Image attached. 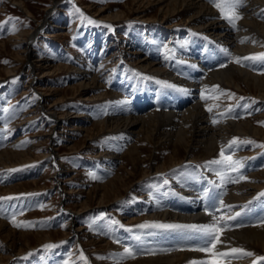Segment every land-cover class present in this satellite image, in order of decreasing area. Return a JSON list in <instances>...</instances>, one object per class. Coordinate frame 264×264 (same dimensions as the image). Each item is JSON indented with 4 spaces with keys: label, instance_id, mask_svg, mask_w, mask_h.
<instances>
[{
    "label": "rangeland",
    "instance_id": "374dc122",
    "mask_svg": "<svg viewBox=\"0 0 264 264\" xmlns=\"http://www.w3.org/2000/svg\"><path fill=\"white\" fill-rule=\"evenodd\" d=\"M15 1L0 0V151L6 148L27 151L30 157L14 162V164L0 165V186L2 188L9 185L13 186L16 183H26V188L0 190V219L6 221L7 225L15 229L18 234L22 231H52L55 236L53 235L48 240L47 238L43 240L34 238L32 243L27 246L24 245V250L20 252L14 248L12 243H9L11 239L0 233V253H9L12 256L7 261H0V264H86L87 262V264H99L106 262L110 258L107 249L90 250L97 247L89 240L92 234L103 237L112 245H116L119 241L134 240L144 230L153 227H140V225L152 223L150 220L147 221L148 218L140 222H130L126 218L128 216L126 210L117 205L118 203L113 206H97L96 198L92 200L94 194H98L100 191V188L94 187V185L111 178L119 166L118 163L122 162L121 158H117L113 161L111 168H108L109 161L107 160L108 163L106 160L102 161L103 156L98 154L105 152L107 155L109 151L114 150L115 153H119L117 156L120 157L127 149L126 141L123 142L125 145L123 143L116 145L118 143L108 129L105 128L99 132V126L94 122L108 116L110 111L113 112L112 106L115 105V99L121 103L123 100L132 98L127 93L126 88L124 90L120 88L116 76L126 73L128 68L137 65L132 58H129V55L133 48L138 49L137 46L142 39L156 41L159 52L165 56H170L172 47L179 41H185L181 33L189 29L194 31L195 28L184 23L174 24L167 28L169 22L147 19L140 15L141 12L137 14L136 11H129L127 17L119 20L103 18L97 13V8L101 6H109L110 11L122 9L125 3L130 0H58V4L55 3L56 0H22L25 7H29L33 14L24 8V4H19L20 0ZM52 6H56L54 7L55 11L47 19V11ZM157 7L158 5L152 4L149 14H155ZM46 19L47 26L41 28L30 46V34L40 22ZM27 30L30 33L27 32L24 41H19L20 38L14 37L21 31ZM261 43L260 50H252L245 58H255L257 63L263 62L256 72L264 74V58H261V54H264V41ZM22 47L25 48V59L17 57L16 50ZM92 50H95V55L98 57L97 62H99L95 66L94 73L105 82L107 89L113 92L117 91V96L114 99L95 98L94 95L98 94L100 90L92 88L91 85L83 86L80 95L74 94V85L79 84L80 80L72 73L74 69L56 67V63L61 61L71 65L86 61ZM40 56L48 58L52 65L51 69H54L46 78L47 84L55 89L49 97L46 96L41 84H39V80H44V77H41L42 71L38 69V73L37 71L35 73L33 70V65L36 67L37 62H39L36 58ZM225 56L220 58L223 59ZM242 66L250 70L248 65L242 64ZM10 68H16L15 73L4 75V69ZM145 74L162 85H166L163 76L151 74L147 69H145ZM212 87V90L215 87L214 93L217 94L213 101L220 102L223 110L232 111L234 109L232 112L236 114V118H253L256 125L264 128L263 98L234 86L219 85ZM151 88L149 90L154 89ZM209 93L210 90L206 94L207 98L213 94ZM136 95L138 94L134 92V96ZM58 98L61 99L60 110L68 112L67 116H69L71 123H67L65 127L60 125L59 120V122L57 121L59 115L56 113L55 117L52 115L54 113L46 107V102ZM170 100L173 102L174 99ZM164 107L161 104V108H159ZM77 112L87 114L83 115V117H87V120L81 121L85 128L74 129V123H80V117L78 121L72 117ZM87 131L89 134L96 135L86 138ZM235 135L232 136L227 146H225L226 144L224 147L222 146L225 156H231V161L227 163L234 164V168L226 167L224 164L208 163L223 159L220 155L222 148L219 153L209 158L184 162L188 163L189 172H204L210 178L211 181L196 185L197 189L204 191L199 194L197 199L202 201L206 215H210L208 216L209 219L211 218L213 223H217L223 231L218 234L219 241L208 252L199 250L203 246L201 242L195 239H186L185 234L187 233L185 231L178 233V249L181 248L182 251L185 249L186 251L192 250L203 254L202 257L199 256L191 260L198 264H218L220 261L223 264H254L255 262V264H264V259H259V262L255 261L264 257V253L256 254L249 259L250 256L243 254L251 251L243 250V248H234L241 249L243 252L234 253L231 250L227 258L221 259L217 255L220 253L217 245L219 246L227 231L236 230L238 227L264 224V195H262L264 194V185L254 189L247 199L231 202V206L234 203L238 204L235 207L229 208V205L225 203L230 191V189L228 190L229 187L250 180L254 181L256 179L254 174L264 169V137L252 133ZM138 137L133 135L130 142L133 143ZM136 141L141 146H147L146 148L151 146L148 140H139L138 138ZM44 152L46 155L42 154ZM147 154L148 151L144 149L141 156L146 157ZM234 162L239 163L235 164ZM147 164V161L143 162V166H147ZM151 168L153 170L150 173L151 177L143 181L145 182V189H151L155 184V187L162 186L169 191H172L173 188L176 191L181 190V184L180 186L174 185V178L177 176L176 167L160 172H154V167ZM220 170L222 173L220 172L221 176H218L217 172ZM152 175L155 177L153 178ZM3 176L6 179L2 180ZM252 176L253 179H251ZM179 179L183 182L186 180V175L180 174ZM71 188L72 191L68 192L67 189ZM133 190L130 188L125 191L126 197L123 201L136 204L140 198L138 196L145 193ZM146 192L151 193L152 190H146ZM222 196H226L225 199ZM8 197L12 199H4ZM141 197L145 198L144 196ZM89 199V207L78 215L76 208L79 207V203L82 204ZM220 201H224L223 208L215 211L214 208H218ZM72 204H78V206L76 205V208L73 209L70 206ZM230 211L234 213L232 214ZM145 213L146 211H141V213L135 214ZM261 220L262 222H260ZM113 221L117 223H113ZM205 221L208 222V220ZM55 231L57 232L55 233ZM65 231L69 232L67 236L63 233ZM161 231L162 229H155L153 232L147 233V236L155 234V232L159 234ZM83 232H85L84 235ZM166 232L159 236L160 239L164 236L163 241L169 239L167 236L169 231ZM181 235L185 236L181 237ZM88 240L90 242H87ZM9 244L10 246H8ZM48 245L53 247H47ZM173 248L176 249L175 246ZM89 254L92 262L87 259ZM238 255L242 256L243 261L240 258H234Z\"/></svg>",
    "mask_w": 264,
    "mask_h": 264
},
{
    "label": "bare ground",
    "instance_id": "6f19581e",
    "mask_svg": "<svg viewBox=\"0 0 264 264\" xmlns=\"http://www.w3.org/2000/svg\"><path fill=\"white\" fill-rule=\"evenodd\" d=\"M19 2L17 3L24 4V8L30 14H33L29 7H25V3L22 0ZM58 2L56 0L55 3L58 4ZM152 4L158 5V7L155 14L151 15L149 14V9ZM54 7L56 6L50 7L47 11V19L55 11ZM109 8V6L98 7L97 13L103 18L119 20L127 17L129 11H136L137 14L141 12L140 15L147 19L152 18L161 22H169L167 28H170L174 24L184 23L186 25H192L195 30L189 29L185 32L181 31V35L184 36L185 41H179L175 46L172 45L170 56H165L159 52L156 41L142 39L141 43L137 46L138 49L133 48L129 55V58H132L133 62L137 65L128 68L124 74L115 75L117 82H119L118 84L121 86L120 88H123L122 90L126 88L127 93L132 96L130 98L132 100L127 99L118 103L119 101L117 102L115 99V105L112 106L113 112L110 111L108 116L98 119L94 124L99 126V132L107 128L109 133L115 137L114 140L118 143L116 145H120L126 141L127 149L125 148V152L120 157H118L119 153H115L116 151L112 149V151H107L109 153L107 155L105 152L98 154L103 156L102 161L106 160L107 163L109 161L108 168H111L113 161L117 160V158H121L122 162L120 164L118 163L119 166L111 178L94 185V187H99L100 191L98 194H94L92 200L96 198L97 206H113L115 203H118L117 205L126 210L128 215L126 218L132 223L144 221L145 218H148L147 221L150 220L156 224H212L211 218L209 219L208 217L210 215H206L202 201L197 199L200 196L199 194L204 191L197 189L198 187L196 186L211 180L204 172H189V165L184 162H187V160H203L219 153L222 146L224 147L225 144L227 146L235 134L252 133L256 136L264 137V128L256 125L253 118H236V114L232 112L234 109L232 111L223 110L220 102H214L213 99L216 98L217 94L215 95L214 93L215 87L212 90V86H234L255 93L264 99V74L256 72L263 62L257 63L255 58L248 59L247 57L245 59V56L249 55L252 50H260L261 42L264 41V0H245V6L236 10L237 14L242 18L236 20L235 27L228 22L225 14L217 7H214L213 3H210L209 0H130L125 3L122 9L110 11ZM47 19L40 22V28L38 29L36 27L32 34H30L29 45L36 38L35 36H37L41 28L47 26ZM47 30L49 29L47 28ZM22 31L14 36L15 38H20L19 41L25 40L29 30ZM16 52L18 58L25 59L24 47L17 49ZM95 54V50H92L86 61L77 63V65L66 64L61 61L58 64L56 63V67L59 69H74L72 73L75 77H79L77 79H80L79 84L74 85V94L77 93V95H80L83 86L91 85L92 88L100 90L98 94L94 95L95 98H102L104 100L114 99L117 96V91L113 92L107 89L105 82L94 73L95 66L99 63L97 62L98 57ZM224 56L225 58H220ZM36 59L39 62H37L36 67L33 65V70L35 73L36 71L38 73V69L42 71L41 77H44V80H39V84H41V88L44 90L46 96L49 97L55 89L47 84L46 78L54 69H51L52 65L48 58L40 56ZM242 64L248 65L250 70L243 67ZM15 69H4V75L14 74ZM145 69L149 70L151 74L163 76L162 78L166 81V85H162L148 74L146 75ZM169 85H172V87H169ZM149 88L154 89L149 90ZM209 90L213 94L207 98L206 94ZM134 92L138 95L134 96ZM170 99H174L173 102ZM59 103H61V99H54L53 101L46 102V107L54 113L52 115L55 116L56 113L59 115L57 121L59 120L60 125L65 127L67 123H70V119L67 116L68 112L66 110H60ZM161 104L165 106L162 109H160ZM209 109L211 110L209 111ZM83 115L85 116L87 114L77 112L72 116L76 121L80 117V123H74V129L85 128L83 126L84 123L81 121H86L87 117H83ZM94 135L96 134H89L88 131L85 134L86 138H91ZM133 135L139 136V140H148L151 146L148 148H146L147 146H141L136 141L138 138L131 143L130 141ZM144 149L148 151L146 157L141 156ZM42 154L46 155L45 152ZM27 157H30L27 151L6 148L0 151V165L14 164V162L22 161ZM254 160L256 161V159ZM146 161L148 163L147 166H143V162ZM151 167H154V172L165 171L169 170V168L176 167L177 176L174 178V185L180 186L181 184V190L176 191L173 188L172 191H169L162 186L155 187V184H153L151 189H145V182L143 181L151 177L150 173L153 171ZM219 172L222 173L221 170ZM180 174L182 176L184 174L186 175V180L183 182L179 179ZM254 175L256 177L254 181L250 180L249 182L237 184L236 186L232 185L228 188L230 191L227 194L225 203L229 205V208L238 205L234 203L231 206V202L247 199L254 189L264 185V169L259 172L257 171ZM152 177L154 178L155 176L152 175ZM4 179L6 178L4 177L2 180ZM239 179L241 178L239 177ZM251 179H253V176ZM25 185L26 183L21 182L3 188L0 186V190L4 189L6 191L21 187L26 188ZM130 188L135 191L145 192L138 196L140 198H138L136 204L130 201H123L126 197L125 191ZM146 190H152V192L147 193ZM67 191L71 192L72 188L67 189ZM152 195L153 197H151ZM225 197L223 198L225 199ZM76 205L78 206V204H72L70 206L75 209ZM89 205L90 199L82 204L79 203V207L76 208L77 214L83 213ZM217 207L214 208L215 211L223 208V204L220 203ZM137 209L139 211H136ZM141 211H146V213L135 214L137 212L141 213ZM230 212L232 214L234 213L233 211ZM225 218L227 217L225 216ZM205 220H208L210 223ZM78 228L80 229L81 227ZM155 229L157 228H148L143 233H140L138 236L139 239L136 237L135 239L133 238L134 240L119 241L116 245H112L110 241L103 237L101 238L100 236L98 237L92 234L89 240L97 247L93 246L94 248L90 250L93 251L96 248L108 250L107 254L110 258L106 262L99 264H198L191 260L199 256L202 257L203 254L196 253L192 250L186 251V249L182 251L181 248H177L178 233L181 231L187 233V230L162 229L159 234L155 232L156 235L152 234L147 236V233L153 232ZM166 231L170 232L167 235L169 239L163 241L164 236L161 239L159 236L167 233ZM0 233L8 239H11L9 243H12L14 248H17L20 252L24 250V245L27 246L32 243L34 238L38 240L47 238L48 240V238L54 235L52 231H22L18 234L15 229L7 225L6 221L1 219ZM63 233L67 236L69 232L65 231ZM84 234L85 232H83ZM185 235H181V237ZM89 240L87 242H90ZM221 240L219 246L217 245L220 253H227L229 255L232 249L243 248V250L246 249L247 251L248 249L251 251L250 253L253 254L249 257L251 259L256 254L264 253V224L245 226L243 228L238 227L236 230L227 231L224 239ZM174 246L176 249L173 248ZM125 249H131L135 258L129 257ZM228 255L219 256L223 259L227 258ZM9 257H12L9 253H0V261H7ZM87 259L92 262L90 254ZM258 260L259 258L255 261Z\"/></svg>",
    "mask_w": 264,
    "mask_h": 264
},
{
    "label": "snow or ice",
    "instance_id": "6c2138e0",
    "mask_svg": "<svg viewBox=\"0 0 264 264\" xmlns=\"http://www.w3.org/2000/svg\"><path fill=\"white\" fill-rule=\"evenodd\" d=\"M210 3H213L214 7L220 9L222 13L225 14V18L228 19V22L235 27L236 20L241 19L242 17L237 14V9L245 6V0H209ZM261 58H264V54H261ZM247 59V58H245ZM5 63H7L5 61ZM172 87V85H169ZM211 109H209L210 111ZM215 123V121H214ZM223 159L209 161V164H224L226 167H233L234 164H228V161H231V156H225L223 149L220 153ZM238 164L239 162H234ZM218 176H221L220 172H217ZM223 179V177H222ZM264 195V194H262ZM4 199H12L11 197ZM223 204V201L220 202ZM211 214V213H210ZM113 223H117L113 221ZM140 227H153L157 229H177V230H187V234L185 236L186 239H195L202 243V247L199 249L200 251H211L215 246V243L219 241L218 234L222 231V229L218 226L217 223L207 224V225H176V224H152V225H140ZM139 239V237H137ZM47 247H53L52 245H48ZM241 249H232V252H241ZM127 255L131 258H135L131 249H125ZM220 256H227V253H217ZM243 255L251 256L252 253H244ZM234 258H242L241 256H237ZM259 259H264L261 257ZM218 264H223L222 261L218 262Z\"/></svg>",
    "mask_w": 264,
    "mask_h": 264
},
{
    "label": "water",
    "instance_id": "95a60500",
    "mask_svg": "<svg viewBox=\"0 0 264 264\" xmlns=\"http://www.w3.org/2000/svg\"><path fill=\"white\" fill-rule=\"evenodd\" d=\"M40 28V25L38 26V29Z\"/></svg>",
    "mask_w": 264,
    "mask_h": 264
}]
</instances>
